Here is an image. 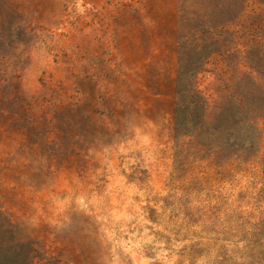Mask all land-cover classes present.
<instances>
[{
    "label": "rangeland",
    "instance_id": "obj_1",
    "mask_svg": "<svg viewBox=\"0 0 264 264\" xmlns=\"http://www.w3.org/2000/svg\"><path fill=\"white\" fill-rule=\"evenodd\" d=\"M0 264H264V0H0Z\"/></svg>",
    "mask_w": 264,
    "mask_h": 264
},
{
    "label": "trees",
    "instance_id": "obj_2",
    "mask_svg": "<svg viewBox=\"0 0 264 264\" xmlns=\"http://www.w3.org/2000/svg\"><path fill=\"white\" fill-rule=\"evenodd\" d=\"M195 101V100H194Z\"/></svg>",
    "mask_w": 264,
    "mask_h": 264
}]
</instances>
